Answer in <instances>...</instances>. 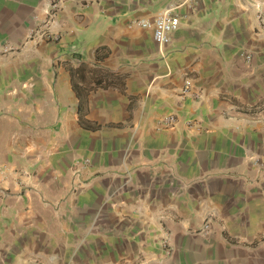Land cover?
I'll return each instance as SVG.
<instances>
[{"label":"crops","instance_id":"1","mask_svg":"<svg viewBox=\"0 0 264 264\" xmlns=\"http://www.w3.org/2000/svg\"><path fill=\"white\" fill-rule=\"evenodd\" d=\"M52 1L0 0V264H264V0Z\"/></svg>","mask_w":264,"mask_h":264},{"label":"built area","instance_id":"2","mask_svg":"<svg viewBox=\"0 0 264 264\" xmlns=\"http://www.w3.org/2000/svg\"><path fill=\"white\" fill-rule=\"evenodd\" d=\"M64 1L65 0H54L50 3L49 8L46 11L49 20L55 17L56 12L60 9V6ZM255 6L258 9V15H257L258 20L262 25H264V4L260 2H256ZM178 23H179L178 18L172 15L170 10L161 11L156 15V17L152 21L140 20L138 22V24L142 28L151 30L152 39L159 46H165L170 43L171 33L177 28ZM45 26L47 27V24H45ZM39 36L46 40L56 39V36L48 32L47 30L40 32ZM12 50L13 48L5 47L3 52H9ZM163 121L168 125H172L175 122V116L169 115L166 118H164ZM87 163L88 161L86 160L85 164ZM211 230H212L211 222L209 219H207L204 222L203 226L198 230V233L203 235H208L211 232ZM162 246L168 249L169 246H168L167 236H165L164 239L162 240Z\"/></svg>","mask_w":264,"mask_h":264},{"label":"trees","instance_id":"3","mask_svg":"<svg viewBox=\"0 0 264 264\" xmlns=\"http://www.w3.org/2000/svg\"><path fill=\"white\" fill-rule=\"evenodd\" d=\"M109 84H110V83H109ZM109 84H108V85H107V84L102 85V82H101V80H100V81H97L96 86H97V87H102V86L107 87V86H109ZM78 93H79V91H78ZM80 117H81V115H80Z\"/></svg>","mask_w":264,"mask_h":264}]
</instances>
